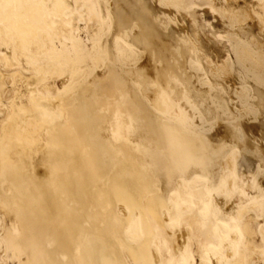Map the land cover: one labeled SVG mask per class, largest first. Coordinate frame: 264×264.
Returning <instances> with one entry per match:
<instances>
[{
	"label": "bare ground",
	"instance_id": "bare-ground-1",
	"mask_svg": "<svg viewBox=\"0 0 264 264\" xmlns=\"http://www.w3.org/2000/svg\"><path fill=\"white\" fill-rule=\"evenodd\" d=\"M17 1L19 4L18 6L16 0H0V67H4V70L0 68V186L2 189L0 192V250L4 253L3 259L5 261H2V263L7 264L6 261H10V263L15 262L16 264H164V255L168 254L170 257H173V262L170 264H197L194 262L193 254L199 251L193 250V231H195V228L198 226V220L203 214L206 215V221L203 227V238L209 237L208 234L211 231L214 232V237L211 241L212 245L207 244V249H210L215 257L211 258L210 255L203 250L205 253L201 251L202 258L200 264H252L256 258L264 261V233L261 230L264 225L262 228L258 226L261 229L257 227L258 230H261L263 249H255L247 239V237L252 234L248 218L243 219V221H239V219L236 218L238 221H232L231 225H229V223L227 225L223 224L216 218V223L211 219L204 206V210L201 212L195 209L198 205L195 208L191 206V199L187 198L188 196L186 197L184 194L194 190L201 193V188L205 185H202L204 183L203 179L207 180L208 177L207 179L206 177L202 178L198 173L197 175H195V173L194 175L192 174L193 176H191L189 180L182 178L183 176L178 177L176 181L174 180V190L165 192V187L170 185L164 182L170 171L166 157L162 155L165 159L162 156L163 159H155L150 154L143 152L144 147H151V145L155 147L160 142L159 138L165 136L161 137L158 132L151 130L144 121L138 106L133 101H129L130 94L136 86L128 82H120L121 98L120 101L117 102L108 125L105 128L107 131H100V129H97L99 127L95 128L94 126L99 120L105 117L103 105L95 93H92L89 99L83 97L77 98L76 91L78 85L76 86V84H74L75 82L73 83L74 85H72V83L62 82L60 87L51 92L53 87L55 88L56 86L55 81L58 76L63 77L69 75L76 79L77 76L79 78V76L82 75L81 77L86 82L93 77L95 73H93L94 69L100 67L105 61L107 53L102 44H99L96 48V43H98L96 42L94 43V48L96 49L95 51L93 50V56L91 58L89 57V64L83 67L84 70L82 69L81 71L79 66L72 62L73 56L86 52L82 50V48H79V42L77 43L76 38L72 35L75 31L72 23L74 22L73 16L79 17L80 20L85 18H83L84 15H86L88 19L97 17L101 12L98 13L96 11L95 5L100 4V2L96 4L97 1L93 3L92 0ZM121 1L122 0H110L111 8H109L108 15L110 24L111 22L112 24L116 22L126 25V22L130 18L136 16V5L134 4L135 7L133 8L127 3L128 0L122 3ZM150 1L154 3V5H157L156 0ZM181 1L185 5L191 4V1L194 3L193 0ZM201 1L207 5L210 12L212 10L218 15L220 20L228 24V27H225L226 29L230 27L229 35L231 40H229V42L231 49L235 52L238 60L241 61L246 68L248 67L244 75L255 86L249 93L255 98L256 112L259 116L264 114V93L262 92V90L264 91V0ZM158 2L163 4L166 3L167 0H158ZM185 5L183 6L185 7ZM196 5H198V3ZM203 5L201 8H203ZM189 9H192L191 6ZM207 11L205 10V12ZM153 12L155 13V11ZM172 12L176 13L175 11ZM186 13L189 12L186 11ZM216 14L213 15V17L216 16ZM98 20H100V17ZM106 20L107 19H105L104 22ZM83 21H81L82 24L86 20ZM101 22H103L102 19ZM92 23H94V21L91 22V24ZM87 27H89V25L85 28ZM115 30H117L116 26ZM246 30L251 32L250 36L244 34ZM169 32L167 31L163 34V39L168 38V36L172 37V33ZM226 34L224 36H226ZM191 38L192 37H190V40ZM57 40H63L62 43L65 42L64 46L67 45L68 50L65 51L64 48V50L60 49L62 52L58 51L57 47H55V41ZM103 41L101 43H103ZM184 43L186 44V42ZM116 44L122 60L125 58L132 64L139 62L137 45L130 37H128L125 42L123 40ZM84 49L87 50L86 48ZM197 50L200 52L199 49ZM106 51L109 52V48ZM205 52L206 51H204V53ZM113 53L116 54V52ZM83 54L81 56H83ZM209 55L210 54H208V56ZM209 58L212 59L213 57L211 56ZM225 58H227V56ZM198 61L199 60L196 59L195 63ZM227 62L221 63L225 71L229 66ZM202 63L203 61L201 60V64ZM196 64L199 65L200 63ZM208 64L210 70H212L210 71L212 74L215 72L213 69H215L216 66H213L216 64H211L210 62H208ZM221 64H219V66ZM15 65L17 67H14ZM30 67H32V73L28 75L29 71L31 72ZM108 67L110 68V66ZM137 67L135 66V68ZM197 72L202 73L204 70ZM200 75H197L198 79ZM93 82L99 83L98 80H93ZM168 84L170 83L168 82L167 85ZM218 84L219 83H217V85ZM209 87L213 86L210 85ZM167 90L164 89L165 92ZM172 94L169 96L171 97ZM175 94L177 98V95L179 94L180 96L181 92ZM245 95L247 98L248 92H246ZM102 98L105 99V97ZM166 98H168V96H166ZM209 98L212 100L211 97ZM240 98L241 101L245 99L244 95ZM169 99L171 98H168V100ZM225 99L227 98L225 97ZM183 100H185L184 97L182 101ZM170 101L171 100H169V102ZM216 101L217 99L214 98V102ZM214 102L212 100L213 104ZM235 104H237V102ZM216 108L214 107V110ZM173 109L175 108L173 107ZM247 110L246 114H248ZM239 112L241 113V111ZM187 113H189L190 118V112L187 111ZM242 115L245 116V120H248L245 114ZM256 115L257 114H255V116ZM172 116H174V114ZM193 116L192 114V118H194ZM238 116L240 115L238 114ZM255 116L253 119H255ZM192 120L190 121L193 122ZM200 120L202 121V119ZM241 121L242 120H240V122ZM172 122L174 121L172 120ZM191 122H189V124ZM234 122L236 124V121ZM243 122L245 123L246 121L243 120ZM104 126L102 127L104 128ZM200 126L201 125H199V127ZM246 126L247 125L244 124V126L239 127L242 129L244 128L243 131H245ZM179 127L180 126L177 128L179 129ZM216 127V131L220 132V129H218L220 127ZM236 127L237 126H235V131ZM46 130L51 136V142L53 144L62 148L70 156L77 155L78 160L69 163L63 161L55 162L51 167L50 174L45 179L40 180L36 176H31L25 172L23 158L29 157L31 151L38 147L41 140H44L41 139V135H43ZM257 130L256 128L255 131ZM251 132H253L252 129ZM212 133L211 131V134ZM245 133L246 131L244 134ZM168 134V138H166L167 142L169 141V137L171 138ZM244 134L241 135V138H243ZM246 135L247 134H245V136ZM171 140L170 143L172 142ZM236 140L234 142H236ZM243 140L240 141L243 142ZM170 143L168 142L169 145ZM220 143L222 145V142ZM239 143L240 142H238V144ZM173 145L175 146V144ZM170 146L167 147L169 148ZM177 148L174 154L176 164L178 168L183 169L192 146L185 143V141H181ZM216 148L219 149V147ZM167 150H165L164 147V151ZM169 156L171 155H168V157ZM192 157L193 156H191V158ZM197 161V163H200L199 160ZM170 162L173 164V161ZM216 165L217 164H215V167ZM236 166L235 152H233V154H227L223 158L221 180L216 190H218V195L224 198L227 206H231V201L233 196H235L236 190H240L238 189L239 185H237V181L240 178L237 177ZM262 167H264V165H262ZM243 176L245 175L243 174ZM237 178L238 180L236 181ZM241 178L243 179V177ZM251 180H254V177H252ZM251 182L253 183V181ZM256 182H254V185ZM164 185L167 186L164 187ZM210 186L213 188V183L212 185L210 184ZM166 193L167 196H165ZM178 195H184L186 200H178ZM197 197L201 199L202 196ZM210 197H212V195ZM196 198L195 201H198L199 199ZM262 199L260 201H255L254 199L250 204H248V201L247 205L240 204L241 206H239V209L247 216H251L256 212L255 209L258 210L260 208L262 210L261 207L264 206ZM215 202L217 203V200ZM234 210L235 209H233L232 214H234ZM261 210L260 215L264 211ZM75 213L80 215L79 220L75 219ZM256 213L255 214L259 217V212L257 211ZM224 216L223 214V218ZM261 216H264V214ZM186 217L189 218H187L188 222L185 223V227H182L184 229L181 230L180 225H182L181 223ZM235 217L236 216H234V218ZM234 218L232 217L231 219L228 217L229 222ZM213 219L215 220V217ZM200 222L201 221H199V224ZM199 226L198 228L201 227ZM62 231L71 233L69 234L70 248L65 251H60L55 248V243ZM164 233H166V235L176 236L177 239L173 240V245L177 249H171L172 247L170 244H172V242H168V239H170L169 235L168 239H166ZM202 245L203 244L200 246ZM163 248L166 249L164 250ZM200 250H202V248ZM182 255H184L183 260L181 258ZM257 262L259 264V261Z\"/></svg>",
	"mask_w": 264,
	"mask_h": 264
},
{
	"label": "rangeland",
	"instance_id": "rangeland-1",
	"mask_svg": "<svg viewBox=\"0 0 264 264\" xmlns=\"http://www.w3.org/2000/svg\"><path fill=\"white\" fill-rule=\"evenodd\" d=\"M92 1H93V3L95 1H97L96 4L100 2V4L95 5L96 11L98 13L101 12V13H99V15L97 17H94L93 19H88L86 17V15H84L85 14L84 13L83 18L85 17L86 19L84 18V19L80 20L79 17L73 16L74 22H72V23H73V27H74L75 31L73 32L74 34H72V35H73V37L76 38L77 43L79 42V44H78V45H80L79 48H82V50L86 51L85 53H88V54H85L83 52L84 54L81 53V54H79L80 56L79 55L73 56L74 58H73L72 62L75 65H78L80 70L82 71L83 67L85 65L89 64V57L91 58L93 56V53H94L93 50L95 51V49L98 47L99 44L103 45L104 50L107 53L106 59L107 58L108 59L107 60L105 59L106 62L104 61L100 67H96L94 69L93 73L94 72L95 73H94L93 77L91 78V80H89V81L85 82L83 80V78L81 77L82 76L81 74H80L81 76H79V78L77 76L76 79L73 76H71L72 77L71 78L69 75H66L63 77L58 76L56 81H55L56 86H55V88L53 87V90L51 92H53L58 87H60L62 82H65V83H72V85L76 84V86L78 85V88L76 91L77 98L83 97L85 99H89L91 94L95 93L98 96L101 104L103 105V109L105 110V112H104L105 117L102 118L101 120H99L98 123L95 124L94 126H95V128L99 127L97 129L98 130L100 129V131H107V129H105V128L108 125V122L111 118L112 112H113L117 102H119L120 98H121V91H120V87H119L120 82L121 81L128 82V83L136 86L135 89H133L131 94H130L129 101L130 102L133 101L138 106L144 121L147 123V125L150 127L151 130L158 132V134H160L161 137L165 136V137L159 138L160 142L158 145L155 146L156 148L152 145H151V147L147 146V147L143 148L144 150L146 148L145 151L143 150L144 153L150 154L155 159H160L162 157L165 159V157H166V159L169 163L170 171H169L168 177L165 178L164 182H166V184L168 183L167 185H169V184L170 185L169 186L164 185V187L167 186V187H165V189H166L165 192H170V190L171 191L174 190L173 188H175V181L178 177L183 176L182 178L189 180V178L191 176H193L194 173H195V175H197V173H198V175L201 176L202 178L206 177V179H207V177H208V179H207L208 182H207V180L203 179L204 183L202 185H204V184L205 185L202 187L203 189L201 188V190H202L201 193H198L194 190L192 192L190 191L191 194L189 192H186V194H184L186 197L188 196L187 198L191 199V201H190V203L192 202L191 206L193 208H195L198 205L197 208H195V209H198L200 212L203 211L204 207H205V210L207 211V213L209 214L211 219L216 223H217V220H219L223 224L227 225L229 223V225H231L232 221L237 220L236 218H238L239 221L240 220L243 221V219L248 218V223L249 222L251 223V224L249 223V226L251 225L250 228L252 229V234L250 236H248L247 239L251 242L252 246L255 249H261V248L263 249L260 231L262 230V232L264 233V227H263L264 216H261L264 214V211L262 212L263 214L261 213V215H260L261 209L260 208L258 210L255 209L256 212L257 211L259 212V217L256 215V214H258L256 212H255L256 214L254 213L251 216H247L246 214H244V212H242L239 209V206L247 205L248 201H249L248 204H250L251 202L254 201V199H255V201L256 200L260 201L262 198H263L262 201L264 203V174H263L264 173L263 172L264 167H262V165H264L263 164L264 163V114L259 116V114L256 112L257 108H256L255 98L253 95H251L249 93V91H251V89H253L255 86L244 75V72L248 70V67L246 68V66L241 61L238 60L237 56L235 55V52L231 49V45L229 42V40H231V37L229 35L230 34V27H229V29H226L228 27L227 26L228 24H226L225 22L220 20L218 15L216 13H214L212 10L210 12V9L201 0H193L194 3L197 2L198 5H196L197 3L194 4L192 1H191L192 5L186 4L188 8L186 7V5L181 0L180 1L182 3L179 0H167L168 4H167V2L160 4L158 2V0H156L157 5H154V3H152L150 0H128L129 2L127 1V3L129 4V6H132L134 8L136 5V9H137V12L135 14L136 16L135 17L133 16V18H130L126 22V25H123L122 23L119 24L116 22L115 23L113 22V24L111 22V24H110V19L108 16L109 15V8H111L110 7V4H111L110 0H99V1L98 0H92ZM123 1H126V0H122L121 3ZM200 3H201V5H200ZM16 4H17V6L19 5L17 0H16ZM180 4H182V5H180ZM183 5H185V7ZM202 5H203V8H201ZM190 6L192 8L191 10L189 9ZM204 7H206V8H204ZM151 10L155 11V13ZM169 10H170V13H169ZM205 10L206 11L208 10V11L205 12ZM172 11H175L176 13H174ZM177 11H178V13H177ZM186 11H188L189 13H186ZM173 13H174V15H173ZM184 14H185V16H184ZM187 14H188V16H187ZM215 14L218 18L216 16L213 17V15H215ZM175 15H177L179 18ZM99 17H100V20H98ZM191 18H192V21H191ZM215 18H216V20H215ZM101 19L103 22H101ZM103 19L104 20L107 19V20L104 22ZM83 20L84 21L86 20V21L84 22ZM91 20H93L94 23L91 24V22H93ZM193 20H194V23H193ZM81 21H83L84 23L82 24ZM95 22H97V23H95ZM109 24L111 25V27ZM88 25H89V27L85 28ZM185 25H186V27H185ZM115 26H116L117 30H115ZM185 28L187 31L185 30ZM79 29L81 30V32ZM77 30H79V31L76 32ZM85 30H86V32H85ZM198 30H199L200 34L198 33ZM201 30H202V32H201ZM116 31H117V34H116ZM167 31L168 32L170 31L172 33V37L168 36V38L163 39V37H164L163 34H165V32H167ZM226 32H227V34H226ZM244 32H245L244 34H246V36H250V34H251V32H249L248 30H246ZM255 32L257 33L256 29H255ZM224 33L226 34V36H224L225 35ZM221 34H222V37H221ZM194 35H195V37H194ZM196 36H198V37H196ZM107 37L109 38V40ZM128 37H130V39H132L137 45V49L139 52V60H138L139 62L136 64H132L131 62H129V60H126L125 58H123V60H122V58L119 55L118 50H117V46H116L117 44L116 43H118L119 41L122 42L123 40L125 42V40H127ZM190 37H192L191 40H190ZM103 38H104V41H103ZM121 38H122V41H121ZM195 38L197 41L195 40ZM153 39H154V41H153ZM62 41L63 40L55 41V47H57L58 51H60V49L64 50V48H65V51L68 50L67 45L64 46L65 42L62 43ZM102 41H103V43H101ZM183 41L186 42V44ZM222 41H224V42H222ZM96 42H98V43H96ZM199 42H200V44H199ZM221 42H222V44H221ZM94 43H96V46ZM198 44H199V46H198ZM94 46L96 48H94ZM84 48H86L87 50H85ZM108 48H109V52L106 51V50H108ZM197 49H199V51L201 53L198 52ZM204 51H206L208 54H210L213 57L212 59L214 61L211 58H209L211 56L210 55L208 56V54L206 52L204 53ZM60 52H62V51H60ZM113 52H116V54ZM193 52H194V54H193ZM202 52H203V54H202ZM82 54H83V56H81ZM226 56H227V58H225ZM215 57H217V58H215ZM116 58H117V61H116ZM196 59L200 61V62L199 61L196 62L198 64L200 63L199 65H197L195 63ZM208 59H209V61H208ZM215 59H217V60H215ZM218 59H219V61H218ZM108 60H110V61H108ZM201 60L203 61L202 64H201ZM204 61L207 63H205ZM232 61H233V63H232ZM84 62H85V64H84ZM208 62H210L211 64H216L214 66L212 65L213 67L216 66L215 69H213V71H215V72H213L212 74L210 72L212 70H210ZM225 62H227L229 65L228 69L226 70L227 72L222 68V64H221V63H225ZM239 63H240V65H239ZM219 64H221V65L219 66ZM108 66H110V68ZM135 66L136 67L138 66V67L135 68ZM14 67H17V66L15 65ZM111 67H113V68H111ZM0 68H1V70H4L3 66H1ZM121 68H123V69H121ZM30 70H31V72L29 71L28 75H31L30 73H32V67H30ZM202 70H204V72H202L204 74H202L201 72H197V71H202ZM206 70H207V72H206ZM129 71H131V72H129ZM121 72H122V74H121ZM205 73H207L208 75ZM197 75H200L199 79H198ZM93 80L94 81L98 80L99 83L93 82ZM80 81H82V82H80ZM168 82L170 84L167 85ZM86 83H89V84H86ZM161 83H163V84H161ZM217 83H219V84L217 85ZM220 83L222 86L220 85ZM146 84H147V86H146ZM210 85L213 87H209ZM97 88H98V90H97ZM167 88H168V90H167ZM164 89L167 91L165 92ZM239 90H240V92H239ZM234 91H235V93H234ZM164 92H165V94H167V93L168 94L165 95ZM180 92H181V94H180L181 98L178 94L177 98L179 96V99H180V100L178 99L179 100L178 101L175 93H180ZM231 92H232V95H231ZM246 92H248L247 98L245 95ZM262 92L264 93L263 90H262ZM172 93H174V94H172ZM98 94H101L102 97H105V99H103L101 97V95H98ZM170 94H172L171 97L169 96ZM242 95H244V98H245L244 101H241L240 97H242ZM166 96H168V98H171V99H169V100H171L170 102H169L168 98H166ZM182 96L185 99L183 101H182V99H183ZM209 97L212 98L213 102H214V98L217 99V101L214 102V104H213L212 100ZM225 97L227 99H225ZM223 99H225V100H223ZM109 102H111V103H109ZM217 102H220V103H217ZM236 102H237V104H235ZM173 107L175 109H173ZM214 107L215 108L217 107L218 110H217V108L214 110ZM170 108H172V109H170ZM250 108H252V109H250ZM246 110H247L248 114H246ZM106 111H107V113H106ZM187 111H189L191 114L190 118H189L190 115H189V113H187ZM239 111H241V113ZM242 112H245V113H242ZM254 112H255V114H257L256 116H255ZM173 114H174V116H172ZM192 114L194 115L193 116L194 118H192ZM233 114H235V115H233ZM238 114L240 116H238ZM242 114H245L246 118L248 120H245V116ZM199 115H200V117H199ZM197 116H198V120H197ZM232 116H234V117H232ZM247 116H249V117H247ZM250 116H251V118H250ZM254 116H255V119H253ZM257 116H259V117H257ZM164 118H165V120H164ZM200 119H202V121ZM203 119H206V120H203ZM65 120H66V118H65ZM172 120L174 122H172ZM190 120H192L193 122H191ZM195 120L197 121V123ZM240 120H242L241 122H243V120L246 121L245 123L244 122L243 123L248 126V127L247 126L245 127V131H246L245 134H247L246 135L247 138L244 134L245 131H243L244 128L243 129L241 128L242 126H244V124L241 123ZM167 121H168V123H167ZM169 121H171V122H169ZM180 121H181V123H180ZM234 121H236V124H238V125H236ZM189 122H191V123L189 124ZM170 123H172L173 125ZM250 123H251V125H250ZM240 124H243V125H240ZM97 125H99V126H97ZM199 125H201V126L199 127ZM255 125H257V126H255ZM102 126H104V128ZM178 126H180L179 129L177 128ZM216 126L220 127V128H218V129H220V132L216 131V129H215V128H217ZM235 126H237L236 131H235ZM239 126H241V127H239ZM187 127H189L190 129ZM252 127H255V128H252ZM174 128H175V130H174ZM256 128L258 129L257 131H255ZM251 129L253 130V132H251ZM192 130H194V131H192ZM211 131L214 133V135H213V133L211 134ZM221 131H223V132H221ZM167 134L171 136V138L169 137V141H168L169 143H170V140L173 139V140H171L172 141L171 143L175 144V146L170 143V145L174 146L173 148H171L172 146H170L168 144V142L166 141V138H168ZM242 134H244L243 138H241ZM224 135H226V136H224ZM41 137H42L41 139H44V140H41L38 144V147L35 148L33 151H31L32 154L30 153L29 157L23 158L25 172H27L29 175L36 176L40 180H43L50 174L51 167L53 166V164L55 162L63 161L65 163H69L71 161L76 162L78 160L77 155L70 156L62 148L53 144L51 142V136L48 134L47 130L44 131V134L41 135ZM235 140H236V142H234ZM240 140H243V142H241ZM181 141H185V143L192 146V148L189 151L187 162L185 163V166L183 167V169L177 167L175 156H174L175 151L178 149L177 147L179 146ZM220 142H222V145ZM238 142H240L241 145H240V143L238 144ZM223 143H226V144H223ZM242 143H243V146H245V147L242 146ZM166 144H168V145H166ZM176 144H178V145H176ZM237 144L241 147H239ZM218 145H220V146H218ZM167 146H170L169 148H171V149H169ZM213 146H214V148H213ZM221 146H223V147H221ZM164 147H165V150H167V148H168V150L164 151ZM216 147H219V149H217ZM149 148H150V150H149ZM151 148H152V150H151ZM160 148L163 150H161ZM247 150H249V151H247ZM166 152L168 153V155H171V156L168 157ZM218 152H220V153H218ZM233 152H235V154H236L237 177L240 178L239 180L237 178L236 181L238 180L237 181V185H239L238 189H240L241 191L236 190V193L234 194L235 196H233L232 201H231L232 204H231V206L229 205L230 206V208H229V206H227V204L225 203L224 198H222L221 196L218 195V190H216V189L218 188L217 185L219 184V182L221 180L223 158L227 154H233ZM162 155H164L165 157ZM191 156H193V157L191 158ZM197 160H199L200 163H197L198 162ZM170 161H173V164ZM170 164H172V165H170ZM205 164H206V166H205ZM215 164H217L216 167H215ZM204 170H205V172H204ZM257 170L259 171V173ZM213 173H215L216 175ZM243 174L245 176H243ZM250 175H251V177H250ZM241 177H243V179ZM246 177H247V179L250 177L248 179V181H247ZM252 177H254V180H251ZM244 179H246V180H244ZM172 180L173 181L175 180V181L173 182ZM205 181L207 183V186H206ZM251 181H253V183ZM172 182L174 183V185ZM254 182H256L255 185H254ZM208 183H210L211 185L213 183L214 189L211 188L212 186H210V184H208ZM163 184H165V183H163ZM254 186H255V188H254ZM239 187H241V188H239ZM252 188H253V190H255V189L256 190L253 191ZM260 190L263 192V194ZM1 191H2V189L0 186V192ZM187 193H188V195H187ZM184 195H182L183 197L181 195H178L179 196L178 200H181V201L184 200L185 201L186 197ZM193 195H195V196H193ZM204 195L207 197H205ZM211 195H212V197H210ZM237 195H239V196H237ZM165 196H167V193ZM197 196H202V197H201V199H199L200 197H197ZM236 197L237 198L239 197V198L237 199ZM195 198L199 199V200L195 201ZM249 198H251V199H249ZM259 198H261V199H259ZM216 200H217L218 204L215 202ZM219 200L222 201V204H221V201H219ZM237 200H238V203H237ZM234 201H235V203H234ZM202 204H204V205H202ZM208 207H209V209H208ZM210 208H211V210H210ZM261 208H262V210H264V206H262ZM233 209H235L234 214H232ZM223 214L225 216L229 215L228 217H230L231 219H232V217L234 218V216H236V217L233 220H230V222H229L228 217L224 216V218H223ZM213 216L215 217V220L213 219L214 218ZM218 216H219V218H218ZM260 216H261V218H260ZM187 218L188 217H186L185 220L181 223L182 224V225H180L181 230L184 229L182 227H185L184 226V225H186L185 223L188 222L189 218L188 219ZM216 218H217V220H216ZM75 219L79 220L80 215L75 213ZM260 220H262V221H260ZM199 221H201L200 222L201 225L199 224ZM205 221H206V215L203 214L199 218L198 223H197V225L198 226L200 225L201 227L199 226L200 228H198V226H197L195 228V231H193V240H192L193 250L200 252V253L196 252L193 254L194 262L197 264H200V261L202 258L201 257V251H203V250H205V252L208 253L211 258L215 257V255H213L211 250L207 249L208 248L207 244L212 245L211 241L213 240L214 232L211 231L208 234L209 237L203 238V227H204ZM258 226H260L261 228L263 227V228L261 229ZM257 227H258V229H261V230H258ZM180 228H179V231H180ZM196 229L198 232L196 231ZM69 234H71V233H69L67 231H62L60 233L59 238L57 239V241L55 243V248L57 250L65 251V250H68L70 248V245H69L70 236H69ZM164 234L166 236V239H168L169 234H167V235H166V233H164ZM169 238L172 240V241L170 239H168L169 241L167 240L170 243L172 242V244L169 243L172 247L171 249H177L173 245V240L177 239L176 236L169 235ZM202 241H203V243H202ZM199 244L200 245L203 244V245L200 246ZM199 248L200 249L202 248V250H200ZM163 249L165 250L166 248H163ZM3 257H4V253L0 250V264H3L2 263V261H4ZM164 258H165L164 264H170L171 262H173V257H170L168 254H165ZM181 258L183 260L184 255H182ZM257 261H259V264H264L263 260L257 259V258L254 260V262L252 264H258ZM6 263L7 264H16L15 262L10 263V261H6Z\"/></svg>",
	"mask_w": 264,
	"mask_h": 264
}]
</instances>
